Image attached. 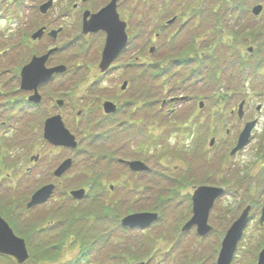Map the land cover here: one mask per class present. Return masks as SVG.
Listing matches in <instances>:
<instances>
[{"label": "rangeland", "instance_id": "obj_1", "mask_svg": "<svg viewBox=\"0 0 264 264\" xmlns=\"http://www.w3.org/2000/svg\"><path fill=\"white\" fill-rule=\"evenodd\" d=\"M49 1L50 0H0V73L2 72V75H0V90L6 94V92L10 93L14 91L12 87H15V90L18 88V83L11 85L10 82L12 78L14 79V83H16L14 70L19 68L20 60L25 56L30 59L32 55L40 56L46 54L51 48L63 47L61 52H57L53 55L48 66L55 67L58 65H65L68 68V73L64 77L56 79L54 83L40 89V94L49 109V115H54L59 112L63 116L66 126L77 136L80 143L82 135L79 134V128H77V125H80V123L77 124L76 122V114L81 108L87 110L88 106H94L92 114L84 120V125L82 126H92L87 129L89 130V138L97 135L99 138H102L104 135L105 141L102 143H104L106 148H104V146L102 148L99 145H95L94 149L93 147L91 149L92 153H90V148L81 144L82 150L80 152H70L68 149H59L55 152L51 150L48 145L35 142L37 137L40 138V136H42V126L37 127L39 123H42L39 117L37 118V116L32 113L30 116H26V118L15 116L17 117L15 120L9 119L10 115L7 111V107L4 105V99H0V125H3L6 119H8L6 127H8L9 133H6L4 130L2 131L0 128V134L11 135L12 132L19 130L20 133L23 131V136H25V138H28L31 143L38 144L36 145V149H28L26 153L27 159H23L16 171L11 174H14V176L10 177L11 181H0L1 202H11V198L17 200L19 197L25 198V204H27L31 200V196L29 195L42 189V185H46L50 182L58 184V181L47 178L48 173L52 172L57 165L67 158H72L77 166L76 168L74 167L72 175L69 173L65 178L60 180L59 184L61 188L59 192L68 193L84 185L90 188V185L85 182L83 170H85L86 166H91L96 159H101L105 156L103 151H107L109 148L120 147L118 153H120L121 156L123 153H126L127 150H130L128 149L129 143L136 142L135 138L142 131L141 125L135 124L141 113L151 122L148 125L154 126V128L148 131L149 134H153L163 141L164 144L161 145L169 147L170 152L168 154L170 156L168 157L167 155L166 159L162 160V164L169 163V159H172L171 156L182 153L180 148L186 144L190 145L192 142L191 136L187 137L182 134L181 130L175 128L176 125L182 122L184 123L187 119H194L200 122L209 121L210 114L213 113L216 106L215 97L219 94L232 95L233 100L227 107L225 116L223 117L220 115L217 118L214 117L212 128L208 130L204 129L201 132L202 134H200L204 138L205 148L209 155L206 154L205 151L199 153H196V151L182 153L184 159L176 163L173 159L174 163L171 165L169 164V166L172 167L175 164L181 166L185 164L181 167L190 170L194 177L192 181L193 186H197V182H209L212 184L216 183L215 185H221L220 178H224L223 176L229 173V170L225 168L223 164L229 167L233 166L235 169H240L245 164L249 167L254 159L257 161V159H260V157L264 155V59H261V63L247 64L245 66L246 70L244 71L245 75L243 76L240 75L238 70L235 71L229 64H224L228 57L227 54L220 57L217 63L214 59H212V61H206L205 63L209 65L210 69L212 68L214 73H224L220 76V82L218 81L219 83H217L213 79V83L206 79L205 74H202L197 78L200 82L196 83V85H194L195 87L192 88L195 99L190 102H183L173 112H166L167 109L173 106L167 109L161 108L160 102L164 97L160 96L153 99L152 96L149 97L147 94L146 88L150 89L149 86L155 87L157 83L152 74L148 71L143 72L141 68L135 67L134 63L137 57H141L143 63L149 62L153 64L154 62H162L164 65L169 64L170 67H167L166 71H173V74L174 70H183V74H185L184 70L187 69L186 65V68H182V62L180 64L179 62L174 63L173 59L168 58V55L172 51H178V46L183 47L186 42L188 44L194 43L191 36L192 32H189V24L180 27L183 22V20H181L172 27L171 32L175 33L176 36L178 29V37H180L172 46L171 42L168 43L163 41L166 39H161V42L158 43V47L152 44L153 41L151 43L149 42L151 38L153 39L152 36L154 31L152 30L155 29L153 25L158 23L163 24L168 19L172 18L168 16V14H165L166 10L171 12L174 10V14H178L179 4L183 2V0H122L119 12L122 14V19H126L129 22V36L131 37L132 44L129 47V51L120 56L113 64V69L115 70L110 72L107 76H103L98 68L101 57L100 54L104 46L105 37L103 34L87 36L82 39L83 35L81 29L73 30L71 27L69 31L61 35L56 42H52L49 37H44L40 41L34 43V53L28 50L26 53L24 52L21 54L23 51H18V48L6 52L9 50V47H11L12 44H16L23 35L29 39V37L42 26H47L50 29L61 28L66 22L73 23L74 19L76 20L77 14L83 16L86 10L93 12L97 11L110 0H53L54 7L52 11H50L48 15L42 16L38 8L41 4ZM184 1L188 3L187 6H190L192 3V0ZM229 1L231 3L229 9L233 10L234 8L236 10L233 18H238V23L242 19L241 22H247L248 24L262 22L264 25V14L261 15L258 21L257 19H252L250 15L254 5L261 3L264 6V0ZM76 4H80V6L75 9L73 7ZM208 19L209 16L206 14V18L201 20L200 26H198L199 21H196V27L198 26L196 28V35L200 43H208L207 40L212 39V37H206L203 33H206L207 27L212 23L211 18ZM248 26L249 25H244L243 28ZM262 35L259 34V36H257L255 33H252L249 38L245 40V43H248L242 48V53H247V47L249 46H260L261 44L256 42V37L264 40V34ZM76 39L77 42L75 43ZM212 40H215V38ZM151 46H156L157 50L149 54V48ZM223 50L226 52L227 49L223 48ZM204 53H206V51H204ZM261 53V55H264V52ZM180 55L181 53L179 51L174 54V58L179 59L181 57ZM22 65H24V63H21V67H23ZM137 76H140L141 79H138ZM243 77L245 80H248V82H246L248 85H237L238 81ZM164 78H166V76H164ZM124 81H128L130 85H128V88H121ZM76 83L78 84L76 85ZM15 97H17V95L12 98ZM83 97L86 99V102ZM57 98L67 101L65 107L61 110L57 109L55 105H52V100ZM241 99H247L249 101L245 106L244 119H239L237 112V105L241 102ZM106 100L121 106L120 114L117 117H112L114 119L105 117L103 110L98 107L99 103L101 104ZM137 100L144 101L145 106L142 111H136V113H134L130 108L125 107L127 103H134V101ZM199 102H204L203 109L198 108ZM87 104L90 105L87 106ZM257 106H261L260 111H257ZM26 113L28 112L26 111L23 114V112L19 111V116L25 115ZM255 119L258 120V126L254 131V139L251 144L237 156L230 157L228 152L230 148L235 145L245 122ZM85 121L89 124H86ZM97 122H99V124ZM96 123L97 126L95 125ZM210 135L216 137V143L213 147H209L208 145L211 137ZM221 153L224 155L222 154V156ZM258 154L259 156H257ZM225 155H227V159L223 161L222 158ZM32 157H38V161L36 163L31 162V160H34ZM114 167L117 168L116 170L118 172L125 175V170L127 169L123 165L117 164ZM234 171L237 170H233V172ZM258 172H263L260 170L259 165L251 166L250 170L246 173L249 174V176H254L250 185L258 183L260 177ZM263 177L264 175H261L262 180L264 179ZM242 181L243 180L238 181L239 186L244 185L240 184ZM248 185L249 183L247 186ZM162 187L167 186L166 184H162ZM188 187H185V189H192L191 184ZM149 192L153 194L152 191ZM93 195H97V193L94 191ZM121 197H124L125 200L123 201L121 213L123 216L128 213L127 211H129V209H134V211L137 212H158V210H151L156 207L160 210L170 209L174 206L181 209L179 211L181 214L178 217L172 212L170 214L169 212L166 214L164 213L162 214L164 219L161 221L159 220L160 222L158 221L156 224L149 226L146 228L147 230H138L133 233H129L125 230L123 231V229L116 225V221H114L113 218H109V221L106 223L104 222L102 227H99L101 226V222L97 223L98 220H95V223L91 226V231L86 227H81L71 233V235L74 236L75 232H77L78 236L74 240L78 241V243L69 246L72 250H66L62 255L60 254L61 257L59 258L62 259L61 264L70 261H79L78 256L81 254L80 242L85 239L84 237L91 243L89 247L92 246V248L90 250L89 247H85L87 252L85 253L84 251L83 253L86 255L90 252L92 257L88 263L82 264H136L141 261L147 264H188L186 259L188 255H196V258L201 259L202 262L200 263L203 264L216 263L217 256L215 255V250L218 251L220 246L219 242H217V245L216 243H212V239L210 238L203 240V237L200 238L196 236L195 230L182 232L187 219L193 217L190 207L184 200L176 197L171 201V205L168 203V206H162L153 198V195L151 198H140L141 196H139L138 198H140V201L138 200L137 202H131L130 199L119 194L118 197L116 194L114 196L112 194L109 199L110 201H114V199H120ZM59 198H61V194L50 195L46 203L44 202V205L26 209V211L31 215V218H36L37 222L39 221L41 224H44L43 221L49 219L46 218L48 217L46 214L43 215L45 212L44 210L49 209L52 205H57L56 201H60ZM246 202L243 197L231 198L227 196L222 200L220 206L232 207L235 220V217L240 215L245 209L247 205ZM79 203L80 210L87 209L92 204V200H79ZM44 206L46 207L43 210L42 207ZM63 206L69 207L66 205ZM67 210L68 212L74 211L73 208ZM1 212L2 210H0V216L4 218ZM158 213L160 214V212ZM7 214L11 215L10 213ZM115 216L116 215H114V217ZM15 217L17 216L15 215L14 218ZM254 217L255 214L252 213L250 227L245 236L247 239H243L240 242L241 249L239 255L242 259H244L243 253L245 249L251 248L253 245V243L251 245V242H255L254 238L262 239L261 234H264V229L262 230V227L259 226L260 214H256V218ZM5 221L10 225L13 232L19 236V231L16 232L7 219H5ZM28 222L30 223L33 221L30 220ZM225 222H227V220L222 218L220 221L210 223L215 230V236L223 238L225 233ZM210 225L208 224V226ZM20 227H23V225H20ZM31 227H27V230L29 231ZM175 232L178 233L180 239L177 244L173 239ZM39 235L42 234L39 233ZM128 246L132 247L129 248ZM254 251L258 253V248H255ZM168 253L169 255H166ZM254 254H252L250 258L251 261H253ZM245 259L247 260L246 255ZM255 259H257V257ZM78 263L80 264L81 262ZM27 264H31V262ZM189 264H192V262Z\"/></svg>", "mask_w": 264, "mask_h": 264}, {"label": "trees", "instance_id": "obj_2", "mask_svg": "<svg viewBox=\"0 0 264 264\" xmlns=\"http://www.w3.org/2000/svg\"><path fill=\"white\" fill-rule=\"evenodd\" d=\"M217 1H220V2L217 3L216 9H213L212 14L216 18V24H214L213 26L217 30V32L219 33L218 35L223 34L221 32L225 29V32H227L229 30V33H231L234 37L238 36V34L234 30V27L236 26V24L233 22L227 21L226 13H228V12H227V9L225 8L226 2L223 0H217ZM192 2H193V6H191V8L189 6H187L185 8L184 13L182 14V17H185L188 12L193 13L196 10V0H192ZM228 17H231V15L229 13H228ZM251 25H253V27H254L253 31H249L246 34H250V32H253L256 34H261V35L264 34V25L262 24V22H257L255 24H251ZM194 27L196 28V22L194 24ZM155 34H156V32H155ZM26 40H27V37L23 36L22 41L24 42V47L28 45ZM262 41H264V40L262 39ZM185 45L181 48L183 49L184 47H187ZM187 45H188V43H187ZM29 49H31V48H29ZM182 49L180 51L183 52V54H181V58H179V59H175L173 57V55H171V54L168 55L169 58L173 59L174 63L179 62V64H180L181 62H183L186 66H188L185 74L181 73V75L179 76L180 80L174 79L176 84L178 82H180V83L182 82V84H184L187 81V79L190 77L194 78L193 79V81H194V80H196V77L198 78L202 74H206L205 73L206 69L204 70L202 67L203 63L205 61L202 59H198V58L196 59V45L190 46L189 51H187V52H184V50H182ZM231 49L232 48L229 47V50H231ZM177 52H179V50L178 51H172L171 53L175 54ZM192 53H195L194 58L190 59V56L192 55ZM27 59L28 58L26 56L20 60V64L18 66L19 68H16L14 70L15 76H17V74H18V71L21 67V63L23 64L24 62H27ZM196 61L198 64L197 66H196ZM139 65H141V64H139ZM185 65L181 64V66H184V67H185ZM157 68H159V73L163 72V74H164L166 72V69L165 68L163 69L161 65H157ZM196 68H200L203 71H196ZM187 73H189V74H187ZM175 75H177V72L175 73ZM184 76H185V78L182 81V78ZM209 77L211 78L212 76L210 75ZM213 79H215L214 75H213ZM12 92L6 94V96L9 98L8 101L12 102V103L15 101H17V102L21 101V99H19V98L16 100H13V98H11V97H13V96H11ZM216 100H219L221 103V96H217ZM215 112H216L215 116H217V117L219 115H222L221 111L216 110ZM85 117L86 116H84V118ZM3 125L6 126L5 123H3ZM3 125H2V127H4ZM182 125H183V126H181L182 129H184L183 133H186V134H188V131H190V130L194 131L195 126H196L195 123L191 124V125L188 123H184ZM0 127H1V125H0ZM80 133L82 135V140L80 139L81 143H80V147H79L80 149L79 150H82L81 144H83L85 147H86V145L89 146V148L93 147V149H94L95 145L101 146V144H102V140L100 141L101 138H99L98 136L89 138V135H88L89 130L86 131V130H83L81 128ZM17 139L19 140L18 141L19 145L14 146L12 144L8 145V143L5 142V139H2L0 137V143L4 147V149H3L0 146V172H1L0 181L1 180L11 181L10 177L14 176V174L13 175H11V174L16 171V169L18 168V166L20 165V163L22 162L23 159H27L26 153L28 152V149L29 148L33 149L36 147V144L29 143L28 141H26L23 138H17ZM160 145H161L160 141L156 140V139H150L147 142H141L140 141L137 150L129 153V155L132 157L135 156L137 158L145 157L144 158L145 161H155L156 160V161H158L157 164L160 165V168H162V169L167 168V170H165V171L168 172L169 170H171V168L169 166H166L165 164H162V160H164V158L167 157V153L161 149ZM50 149H52L54 151L57 150L55 148H50ZM91 149H90V151H91ZM158 150H159V154H158ZM183 153H185V152H183ZM127 155H128V153H123V156H127ZM96 156H97V154H96ZM181 156H182V153L181 154L179 153L178 155L176 154L175 155V158H177L176 160L181 159L180 158ZM93 157H95V156H93ZM106 162H110V161H108L106 159ZM171 162H172V160L169 163L172 164ZM169 163H167V164H169ZM103 164H105V163H103ZM103 164L101 163V159H96L95 162L91 166H86L85 170H83V176L85 177V182L90 185V192L92 194V198H91L92 204L87 209H81V210L76 209V208H74V206L70 205L63 198H59V200L61 202L56 201L57 205H52L49 209H46V210H44V208L47 205L42 207V209L45 211L43 215L46 214V216H48L46 218H49V219H45V221L42 220L44 222V224H41V222L36 221V218H31L30 217L31 215L26 211V204H25L26 200H25V198L23 199V198L18 197L17 200L16 199L14 200L11 198V200H12L11 202L6 201L5 203L0 201V210H2L1 215H3L4 218L9 221V223L11 224V226L14 227L16 232L19 231V233H20L19 236L24 238L28 244V247H29V250L31 253V258H30L29 262H31V264H61L62 259L59 258V257H61L60 254L62 255L63 252L66 250H72V248H69V246L70 245L73 246V244L78 243V241L74 240L78 236V234H77V232H75L74 236H72L71 233L73 231H75L81 227L82 228L86 227L89 229V231H91L92 230L91 226L95 223V220H98L97 223L101 222V226H99V227H102L104 222L106 223L107 221H109L105 217L108 215L109 209L113 208L115 206V203L119 199H114V201H110V199H107L108 197L112 196L111 193L113 192V191H110L111 193L108 194V192H109V187H108L109 185L108 184L114 186L115 193H116L117 197H118V194L124 196V194L126 192H137L138 193L139 191H141L138 187L128 186L127 184H122V183H119V184L116 183V182H119L120 179L119 180H117V179L113 180L111 177V174H112V171L116 170L117 168L114 167V164L110 165V163H109L107 166H104ZM172 172H174V171H172ZM174 173L178 174L177 171ZM125 174H126L125 175L126 178H129L131 175V173H129V172L128 173L125 172ZM126 178H124V179H126ZM126 180H128V179H126ZM122 181H124V180H122ZM171 182L173 184H176L177 186H170V190H168L169 194L176 195L174 187L180 186V184L178 183L179 179L171 180ZM118 190H119V193H117ZM94 191L97 193V195H93ZM255 193H256L255 195L254 194L250 195L251 199L249 200V203L253 207L252 213L256 215L257 211H258L257 209L259 208L258 206L260 203L259 194L261 192L256 191ZM169 194L167 197H164L163 199H159L158 203L161 204L162 206H167L168 203L170 204L172 201V198H169V196H170ZM99 202H102V203H99ZM63 205H66L69 207H65ZM70 208H73L74 211L68 212L67 209H70ZM129 210L134 211V209H129ZM152 210H154V211L158 210L161 214H164L165 212H167L168 209L160 210L156 207ZM87 212H89V213H87ZM229 212L227 213V215L234 216V215H231ZM7 213H10L11 215H9ZM31 213H33V212H31ZM15 215L17 217L14 218ZM24 215H25V217H24ZM30 220L33 222L29 223L28 221H30ZM115 221H116V225H118L119 221L117 218H115ZM20 225H23V227H20ZM31 225H32V227H31ZM27 227H31V228H29L30 229L29 231L27 230ZM39 227H44V228H39ZM39 233L42 235H39ZM261 235L263 236L262 239L255 238L254 239L255 242H253V241L251 242V245L253 243L252 247L247 248L246 252L248 253V259H247L245 264H255V258H253V261H251L250 258L253 254L254 247L259 248V246L264 245V234H261ZM84 238L85 239H83L80 242L81 254L78 256L79 261H76V262L70 261V262H66L65 264H68V263L79 264L78 262H81L80 264H82V263H88L89 262L92 255L90 254V252H88V254H86V255L83 252L84 251H85V253L87 252L85 247H89L91 245V243L87 240L86 237H84ZM130 247H132V246H130ZM89 248L91 250L92 246ZM186 259H187L188 264L191 262L196 263L197 260H201V259H197L196 255H194V256L188 255V256H186ZM0 264H16V262L10 257L0 255Z\"/></svg>", "mask_w": 264, "mask_h": 264}, {"label": "water", "instance_id": "obj_3", "mask_svg": "<svg viewBox=\"0 0 264 264\" xmlns=\"http://www.w3.org/2000/svg\"><path fill=\"white\" fill-rule=\"evenodd\" d=\"M119 0H112L107 7L103 8L97 14L91 15L88 19L89 13L85 15L84 21V33L98 32L103 30L106 32V43L102 55V69L105 70L110 63L123 51L127 44L126 35V23L121 22L117 13V3ZM53 0L41 7L42 13H47L48 9L52 7ZM262 12V6H257L254 9V14L259 15ZM59 31L50 33V36L56 37ZM43 30L39 31L33 36V39L41 38ZM51 52L47 55L34 58L28 65L24 66L21 72V83L23 90H37L42 84H47L53 80V75L58 73H64L65 67H57L54 69H47L46 62L48 61ZM37 93V92H36ZM30 102L39 104L41 99L38 96L33 95L29 98ZM58 105L62 106L63 102L58 101ZM244 102L240 105L242 111ZM105 110L107 113L114 111V106L111 103L105 104ZM256 125V121L248 123L245 127V131L240 136L238 148L246 146L249 142L251 130ZM44 131L49 134L50 144L55 147H65L75 149L78 146L76 137L66 128L65 123L61 115L51 117L46 120L44 124ZM44 132V133H45ZM215 140L213 139L211 145ZM131 171H144L147 170L145 164L140 161L128 162L127 163ZM72 166V161H65L59 169L55 172L57 177H61L67 170ZM54 187L49 185L43 187L37 191L31 202L28 204V208L40 205L52 195ZM222 190L215 188L204 187L200 188L193 197V217L183 227V231H189L193 227H197V232L200 236H205L211 232V227L208 226V216L211 207L221 194ZM72 196L77 200H83L84 191L78 190L71 193ZM251 207L248 206L241 216L232 224L227 231L224 240L221 245L219 257L216 264H231L234 258L238 242L240 241L244 229L248 226L251 221L250 216ZM156 214L149 213H138L125 218L122 221V225L129 229L141 228L144 229L149 227L152 222L157 220ZM260 223H264V205L261 212ZM0 254L13 257L18 264H25L29 259V252L27 249L26 242L18 238L9 224L0 216ZM144 264V263H141ZM258 264H264V249L259 255Z\"/></svg>", "mask_w": 264, "mask_h": 264}, {"label": "bare ground", "instance_id": "obj_4", "mask_svg": "<svg viewBox=\"0 0 264 264\" xmlns=\"http://www.w3.org/2000/svg\"><path fill=\"white\" fill-rule=\"evenodd\" d=\"M120 21L121 22H125L126 23V27L128 25V21L126 19H122V17H120ZM126 30V28H125ZM234 30L235 32L238 34V36L236 37H244V36H250L252 33L250 32V34H246L247 32H249V30L247 28H243L240 24H236V26L234 27ZM39 31H36L34 33V35L36 33H38ZM255 35L259 36V34H256ZM253 36V35H252ZM261 40L262 38H258L256 37V42L258 44L261 43ZM24 45V44H23ZM22 45V42H21V39H19V41L16 43V44H12L11 47H9V50H7L6 52H10V51H13L15 49L18 48V51H23L21 54H23L24 52L26 53L27 52V49L30 48L29 45L27 46H23ZM8 47V46H7ZM7 54V53H6ZM34 58H40V57H32L29 61V63L34 59ZM49 60V58H48ZM229 61H231V58H229ZM28 63V64H29ZM47 63L48 61L46 62V68L47 69H50L47 67ZM27 64V65H28ZM65 65H60V67H63ZM240 72V75L243 76L245 75L244 71L246 70L245 67H241V68H237ZM0 75H2V72L0 73ZM247 76V75H246ZM243 78H241V80H243ZM18 83V88H16L15 90V87H12V90L13 93L15 95H17V97L19 99H21V107L22 109H24V111H32V107L27 103V100H28V97L31 95V94H34L36 96L39 97V99H41L40 101V108L37 110V114L38 116L43 120V122L45 123L46 120L49 118V109L48 107L46 106V103L44 102V100L42 99L41 97V94H40V89L37 88V90H23L22 89V83L21 82H18L16 81V83H14V79L11 78V82L10 84L11 85H15ZM78 83H76L77 85ZM74 85V86H76ZM65 88V86H64ZM37 92V93H36ZM217 97V96H216ZM215 97V100L217 99ZM188 98V97H185V99ZM221 104H220V109L221 110H225V112H227V107L230 105L231 101L233 100L232 98V95H228V94H224L221 96ZM240 105L241 104H238L237 105V112H238V118L239 119H244L245 117V111H241L240 110ZM204 107V102H199L198 104V108L199 109H203ZM121 112V108H115L114 111L110 112L109 113V117L110 119H114L112 117H117ZM235 112V111H233ZM136 113V112H134ZM245 131V129H241L240 133H239V137L235 143V145L230 148V151L228 152L229 156L230 157H235L237 156L240 152H243L246 147L251 143V140L253 138V135H254V131H255V128H253L251 130V133H250V138H249V142L246 146L242 147V148H238L239 146V139H240V136L243 134V132ZM44 129L42 130V136H40V133H39V136L40 138L37 137V140L35 141L36 143H40V144H46V145H51L49 140H47L49 138V134H47L46 132L44 133ZM0 137L2 139H5V142L8 143V145H14V146H18L19 145V140L17 139V137L15 135H3V134H0ZM47 138V139H46ZM0 146L4 149V147L1 145L0 143ZM102 148L104 146V143L101 144ZM116 146V145H114ZM104 148H106V146H104ZM120 147L118 148H109L107 151H103L105 156H103L101 158V163H105L103 164L104 166H107L109 163L110 165L114 164L115 165H123L125 168L129 167V165L127 164L128 162H136L137 159L133 156H130L129 155V152L127 151L126 153H128L127 156H121L120 153H118L120 150H119ZM123 148V147H122ZM68 149L70 152H73L74 149H71V148H66ZM225 150H228V149H225ZM102 153V152H101ZM158 154H159V151H158ZM223 153H221L222 155ZM263 154H264V151H263ZM224 155V154H223ZM222 155V156H223ZM259 156V154L257 155ZM256 156V157H257ZM255 157V158H256ZM106 159L110 162H106ZM223 161H225L227 159V155H225L223 158ZM262 164V165H261ZM260 166V170L264 171V155L260 157V159H257V161H255V159L252 161L251 165L249 167H247V165L245 164L242 168L240 169H235L233 166H227L226 164H223V166L225 168H227L229 170V173H227L225 176H223L224 178H220V181H221V185L217 184H212V183H209V182H197V186H193V183L191 184V187L192 189L188 190V189H185V187H174L175 189V194L181 198L182 200L185 201V203L193 209V197L195 195V193L200 189V188H204V187H209V188H215V189H220L222 190V194L216 198V200L214 201L212 207H211V210L209 212V216H208V223H213V222H217L221 219V213H222V210L224 207H221L220 204L222 203V200L229 196L231 198H235V197H243L244 200H246L248 197H249V194L250 192L246 189H243V188H239L238 187V181L240 179H242L246 173L250 170L251 166ZM145 166L147 167V170H144V171H137V172H134L132 171L131 172V175L129 178H126L124 174L118 172L117 170H114L113 173L111 174V177L112 179H117L120 181L119 182H116V183H122V184H127L128 186H133V187H138L141 191H139L138 193L137 192H126L124 194V196L128 199L131 200V202H137L140 198H145V197H148V198H151L152 195L154 196L153 198L155 200H159V199H163L164 197H167L168 194H169V191L170 190V186H177L176 184H173L171 183V174L165 170H163L162 168H160V165L159 164H156V165H152V164H145ZM233 170H237V171H234ZM53 176H54V170L50 173H48V176L47 178H51L53 179ZM66 175H62L61 177H58L57 178V181H58V184H55V187L52 191V194L56 195V194H61V198L63 197L64 200H66L70 205L74 206V208L76 209H79V201L75 200L72 198V196L70 195V192L69 191L68 193H64V192H59L61 186H60V180H62L63 178H65ZM133 177V178H132ZM128 180H126V179ZM124 180V181H122ZM155 181V182H154ZM155 184H154V183ZM162 184H166L167 187H162ZM150 186V187H149ZM189 188V187H188ZM136 189V188H135ZM81 190L84 191V198L85 200H90L92 198V194L90 192V189L87 188V187H82ZM149 191H152L153 194H151ZM64 193V194H63ZM117 193H119V190L117 191ZM123 196V195H122ZM139 196H141L140 198H138ZM131 197V198H130ZM89 198V199H87ZM70 199V200H69ZM109 199V198H107ZM73 201V202H71ZM123 201L124 200V197H121L116 203H115V206L111 209H109L108 211V215L105 217L106 219L109 220V218H113V220L115 221V218H117L119 220V222L123 221L125 218L129 217V216H132V215H135V214H138V213H134L133 211H127L128 213L126 215H122V207H123ZM140 201V200H139ZM130 202V203H131ZM231 211H233V208L232 207H229ZM181 209H179L178 207L176 208H170L167 210L166 213L169 212V214L172 212L175 214V216H178L181 214L179 211ZM192 211V210H191ZM243 213V212H242ZM241 213V214H242ZM192 214H193V211H192ZM238 215L237 217H235V219H238L240 216ZM114 215H116L114 217ZM159 217H160V221L162 219H164V216H162L161 214H159ZM192 218V217H191ZM190 218V219H191ZM189 218L187 219L190 220ZM159 221V222H160ZM214 238H211L212 239V242H223L224 238H219L217 236H213Z\"/></svg>", "mask_w": 264, "mask_h": 264}, {"label": "flooded vegetation", "instance_id": "obj_5", "mask_svg": "<svg viewBox=\"0 0 264 264\" xmlns=\"http://www.w3.org/2000/svg\"><path fill=\"white\" fill-rule=\"evenodd\" d=\"M88 1V0H87ZM121 2V1H120ZM76 6V7H75ZM74 6V8L76 9L77 7L79 8V6H80V4H76ZM79 19H81V18H79ZM76 22H79L78 20L76 21ZM71 27V23L70 24H67V27ZM77 26H79V23L77 24ZM128 26H129V23H128ZM99 34H102V32H100V33H96V34H90V35H87L88 37L89 36H96V35H99ZM87 36H83V38H86ZM77 40V39H76ZM251 55H252V53H249L248 52V57H246V55L243 53V55L241 56L245 61H244V63L246 64V63H248V62H259L260 61V58H253V57H251ZM247 80V79H246ZM105 115V117H108V118H110L109 117V115H106V114H104ZM103 115V116H104ZM263 182V183H262ZM239 188H241L240 186H238ZM254 191H260L261 193L259 194V201H260V203H259V208L257 209L258 211H257V214H261V212H262V208H263V205H264V179L262 180V178L260 179V180H258V183H257V186L255 187V189H254ZM256 193H254V195H255ZM250 199H251V197H250ZM252 207V206H251ZM251 213H252V211H251ZM260 226V225H259ZM229 227V226H228ZM228 227H226V229L228 228ZM261 227V226H260ZM264 228V226H262V229ZM249 229V228H248ZM248 229L246 230V233H247V231H248ZM246 233L244 234V240L245 239H247V237H245L246 236ZM262 238H263V236H261ZM260 239V238H259ZM258 255H259V253H258ZM258 255H255L254 254V258L255 257H257V259H258ZM247 256H248V253H247ZM238 257V256H237ZM248 258V257H247ZM257 259H256V262H257ZM244 261H245V263H246V259H243ZM256 264V263H255Z\"/></svg>", "mask_w": 264, "mask_h": 264}]
</instances>
